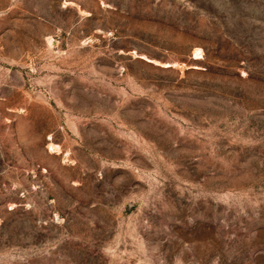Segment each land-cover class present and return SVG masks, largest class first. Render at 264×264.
Here are the masks:
<instances>
[{
	"label": "rangeland",
	"instance_id": "obj_1",
	"mask_svg": "<svg viewBox=\"0 0 264 264\" xmlns=\"http://www.w3.org/2000/svg\"><path fill=\"white\" fill-rule=\"evenodd\" d=\"M0 264H264V0H0Z\"/></svg>",
	"mask_w": 264,
	"mask_h": 264
}]
</instances>
